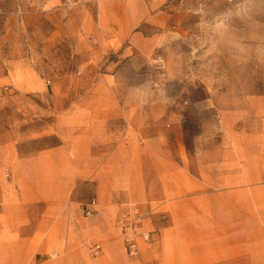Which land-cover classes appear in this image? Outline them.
<instances>
[{"label":"rangeland","instance_id":"obj_1","mask_svg":"<svg viewBox=\"0 0 264 264\" xmlns=\"http://www.w3.org/2000/svg\"><path fill=\"white\" fill-rule=\"evenodd\" d=\"M125 1L0 0V143L55 146L62 109L78 100L63 90L83 89L63 77L112 73L129 59V88L142 93L129 107L180 128L176 168L197 174L194 185L209 194L173 210L114 211L123 237V219L140 216L155 240L164 221L176 220L179 230L208 229L214 264H264V0H129L126 52L112 49ZM200 219L208 225L187 226ZM99 246L87 238L90 259Z\"/></svg>","mask_w":264,"mask_h":264},{"label":"crops","instance_id":"obj_2","mask_svg":"<svg viewBox=\"0 0 264 264\" xmlns=\"http://www.w3.org/2000/svg\"><path fill=\"white\" fill-rule=\"evenodd\" d=\"M115 11L119 43L112 49L126 52L129 0L118 2ZM76 78L63 77L83 89L63 90L78 100L62 109L59 143L40 148L16 139L0 143V178H9L0 181V264H170L169 256L172 264H214L212 235H204L208 229L179 230L176 220L164 221L156 240L139 239L138 257L127 255L114 211L155 205L173 210L197 196L208 202L209 193L194 185L197 174L176 168L181 167L180 128L163 126L151 109L129 107V97L142 95L129 88V59L112 73ZM27 139L29 145L34 141ZM198 222L187 226L208 225L205 219ZM141 228L146 231L144 221ZM89 237L101 245L93 259L85 248ZM149 256L153 262L144 263Z\"/></svg>","mask_w":264,"mask_h":264},{"label":"built area","instance_id":"obj_3","mask_svg":"<svg viewBox=\"0 0 264 264\" xmlns=\"http://www.w3.org/2000/svg\"><path fill=\"white\" fill-rule=\"evenodd\" d=\"M125 220L120 221V225L124 231H128L125 233L124 241L127 248V252L130 256H136L139 253V242L138 239H142L144 241L149 239V234L147 231H143L141 229V219L140 216H134L128 221ZM98 247V246H96Z\"/></svg>","mask_w":264,"mask_h":264}]
</instances>
